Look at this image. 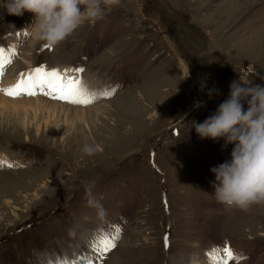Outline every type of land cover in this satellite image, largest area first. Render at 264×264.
Here are the masks:
<instances>
[{"label":"rangeland","instance_id":"obj_1","mask_svg":"<svg viewBox=\"0 0 264 264\" xmlns=\"http://www.w3.org/2000/svg\"><path fill=\"white\" fill-rule=\"evenodd\" d=\"M33 24L0 0V89L44 68L96 99L0 91V264H224L209 253L227 246L228 264H264V204L214 196L234 145L193 126L233 81L264 87V0H120L55 48Z\"/></svg>","mask_w":264,"mask_h":264},{"label":"clouds","instance_id":"obj_2","mask_svg":"<svg viewBox=\"0 0 264 264\" xmlns=\"http://www.w3.org/2000/svg\"><path fill=\"white\" fill-rule=\"evenodd\" d=\"M120 0H2L8 15L34 14L29 29L44 46L55 48L80 26L83 20L103 18ZM216 90H210L213 95ZM244 104H247L245 110ZM202 106L196 102L195 107ZM193 126L202 138H224L234 145L231 160L213 167L212 184L218 203L247 211L254 204H264V87L251 86L245 77L233 81L229 98L203 123ZM97 146L85 145L83 152L94 155Z\"/></svg>","mask_w":264,"mask_h":264},{"label":"snow or ice","instance_id":"obj_3","mask_svg":"<svg viewBox=\"0 0 264 264\" xmlns=\"http://www.w3.org/2000/svg\"><path fill=\"white\" fill-rule=\"evenodd\" d=\"M5 63H11V60H5L4 49H0V75H2V69ZM76 72L80 74L83 72V69H77ZM40 89H45L46 91L43 94H50L54 99L78 106H89L96 99V94L89 92L83 85L82 80L67 78L66 73L62 74L58 70L47 71L44 68H36L27 77L22 73L20 80L15 85L8 89H0V91L12 98H18L22 95H36ZM110 95V93H105L104 97L109 98ZM98 244L103 245L105 251L111 250L116 246L110 238H101ZM96 247L97 245L94 244V251ZM217 255L222 256L224 264H228L229 261L237 259L230 246L224 249H215L213 253H209L210 258L214 260ZM64 264H69V262L64 261Z\"/></svg>","mask_w":264,"mask_h":264},{"label":"built area","instance_id":"obj_4","mask_svg":"<svg viewBox=\"0 0 264 264\" xmlns=\"http://www.w3.org/2000/svg\"><path fill=\"white\" fill-rule=\"evenodd\" d=\"M240 76H243V75H240Z\"/></svg>","mask_w":264,"mask_h":264},{"label":"bare ground","instance_id":"obj_5","mask_svg":"<svg viewBox=\"0 0 264 264\" xmlns=\"http://www.w3.org/2000/svg\"><path fill=\"white\" fill-rule=\"evenodd\" d=\"M56 105V104H55Z\"/></svg>","mask_w":264,"mask_h":264}]
</instances>
